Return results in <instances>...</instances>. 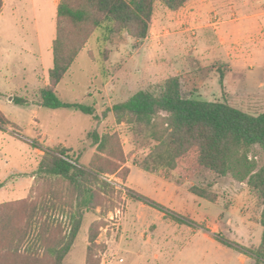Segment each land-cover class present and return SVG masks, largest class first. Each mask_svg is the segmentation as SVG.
<instances>
[{
  "label": "rangeland",
  "instance_id": "rangeland-1",
  "mask_svg": "<svg viewBox=\"0 0 264 264\" xmlns=\"http://www.w3.org/2000/svg\"><path fill=\"white\" fill-rule=\"evenodd\" d=\"M57 1L3 0L0 110L9 123L0 128V203L34 197L32 174L45 148L66 147L87 165L95 153L87 133L110 131L119 138L122 166L129 174L102 176L115 187V203L105 213L97 207L85 214L64 264H253L246 249L261 241V202L247 183L204 168L193 170V152L181 161L191 166V174L142 170L137 163L152 142L132 133L128 124H117L108 109L140 89L157 91L165 79L177 76L187 97L224 99L249 114L262 112L264 0H222L233 7L226 14L213 9L215 2L209 0H191L199 11L189 0L175 11L157 1L149 32L141 41L126 34L104 40L103 32L95 30L56 91L64 102L91 106L98 118L73 108L39 105V91L52 67ZM235 52L243 62L232 68L228 54ZM14 97L26 103H15ZM253 154L262 165L261 153ZM208 183L214 202L188 191L192 185ZM127 190L190 223H178L129 198ZM60 219L66 227V219ZM90 230H97V236L89 253Z\"/></svg>",
  "mask_w": 264,
  "mask_h": 264
},
{
  "label": "trees",
  "instance_id": "trees-1",
  "mask_svg": "<svg viewBox=\"0 0 264 264\" xmlns=\"http://www.w3.org/2000/svg\"><path fill=\"white\" fill-rule=\"evenodd\" d=\"M157 1L175 11L188 0H59L51 45L52 67L47 84L39 91V105L73 108L98 118L89 105L62 101L57 84L95 30L103 32L104 40L113 34H126L137 41L145 39ZM2 6L0 0V11ZM13 101L26 103L21 97ZM108 111L117 124H128L132 133L152 142L149 152L137 163L142 170L158 175L164 171L191 174V166H183L181 161L193 152V170L204 168L247 183L261 202L258 222L262 234L260 243L246 251L254 258L253 264H264V163L259 165L253 154L258 150L264 158V110L253 115L224 99L187 97L179 78L171 76L157 91L140 89L127 100L114 103ZM8 123L0 110V128ZM87 137L95 147L87 165L66 147L45 148L32 174L37 190L34 197L0 203V264H64L85 214L97 207L105 213L114 205L115 187L102 176L121 174L125 178L129 174V169L122 166L125 158L119 138L114 132L99 133L96 129ZM210 187L209 183L204 187L192 185L188 191L214 202L216 195ZM126 194L178 223H190L187 217L167 212L134 191L127 190ZM60 218L66 219V227ZM96 236L97 230L89 231V253Z\"/></svg>",
  "mask_w": 264,
  "mask_h": 264
},
{
  "label": "crops",
  "instance_id": "crops-1",
  "mask_svg": "<svg viewBox=\"0 0 264 264\" xmlns=\"http://www.w3.org/2000/svg\"><path fill=\"white\" fill-rule=\"evenodd\" d=\"M189 1H190V6L193 7V10L194 11H199L198 10V5L196 6L197 2L196 1H191V0H189ZM209 1L210 2L214 1L215 2L214 6H213V9H217L219 12H224L225 14L227 13V10L229 11V10H231L233 8L232 6H228L226 3L222 2V0H209ZM58 2H59V0L57 1V4H58ZM3 4H4V2H3ZM179 10H180V8H179ZM1 11H2V8H1ZM1 11H0V14H1ZM261 14H262L261 12L258 13V15H261ZM217 30H218V27H217ZM220 40L223 41V38H220ZM228 56H230V59H231L230 67H232V68H233V65H234L233 63H237L238 65H241V63L243 62L242 55L238 54L237 52H235L234 54H230L229 53Z\"/></svg>",
  "mask_w": 264,
  "mask_h": 264
}]
</instances>
